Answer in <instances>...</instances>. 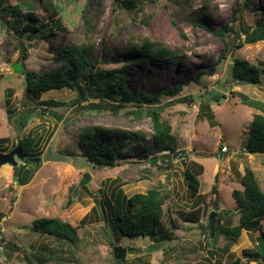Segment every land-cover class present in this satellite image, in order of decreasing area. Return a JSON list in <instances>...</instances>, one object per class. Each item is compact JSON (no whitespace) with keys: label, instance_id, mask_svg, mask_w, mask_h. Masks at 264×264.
Instances as JSON below:
<instances>
[{"label":"rangeland","instance_id":"rangeland-1","mask_svg":"<svg viewBox=\"0 0 264 264\" xmlns=\"http://www.w3.org/2000/svg\"><path fill=\"white\" fill-rule=\"evenodd\" d=\"M30 1L7 0L24 11ZM33 4L37 23L43 26L36 36L29 31L16 36L8 29L10 19L0 15V152H8L18 142L11 118L30 114L23 139L37 136L30 157L41 158L22 170L24 162L0 171V264H233L237 259L239 264H264V252L259 251V245L264 246V217L254 227L242 229L230 248L225 235L226 227L232 229L240 222L233 191L243 189L241 178L247 167L256 172L264 190V153H249L246 147L255 109L243 104L239 94L264 101V75L259 84L228 76L234 57L263 68L264 39L245 42L244 28L264 26V0H250L256 9L242 6L236 20L234 9L244 0H143V9L121 0H53L51 6L48 0H34ZM55 14L66 29L55 26L47 40L42 35L49 32ZM225 24L229 32L224 38L210 31ZM145 39L177 54L158 61L148 60L147 55L140 58L129 47ZM22 43L28 49L25 67L36 75L57 65L54 58L64 45H89V59L97 60L92 78H79L76 89L56 88L34 98L27 92L26 75L16 67L22 60ZM223 51L226 55L221 59ZM215 63V74L195 80L200 69ZM121 76L131 90L151 94L182 85L176 96L161 94L157 106L172 127L176 151L187 150L169 164L161 159L154 162L153 157L170 150L148 151L153 119L135 117L134 101H119L112 85ZM81 94L84 98L78 100ZM92 104L105 110L95 111ZM88 125L108 128L111 133L103 135L105 141L123 130L134 132L118 150L122 159L115 166H100L83 154L79 141ZM223 145L230 149L227 154ZM186 169L200 181L197 192L186 178ZM20 173L27 184L17 182ZM86 173L90 179L80 186ZM153 187L170 195L160 231L152 237L125 236L117 213L126 210L127 198ZM101 203L107 207L108 221ZM212 211L217 215L210 238ZM196 212L197 221L186 218ZM39 217L68 221L77 228L80 242L71 245L30 230L28 225ZM116 245L127 249L120 262L114 256ZM249 249L259 253L251 255Z\"/></svg>","mask_w":264,"mask_h":264},{"label":"trees","instance_id":"trees-1","mask_svg":"<svg viewBox=\"0 0 264 264\" xmlns=\"http://www.w3.org/2000/svg\"><path fill=\"white\" fill-rule=\"evenodd\" d=\"M33 1L34 0L28 2L26 6L29 10L24 11L18 4L9 3L7 0H0V15H2L3 18L8 17L10 19L7 21L8 29L14 31L16 36L23 35L22 33L27 31H29L30 34H33V36H36L42 31L43 26L37 23L39 17L34 10L35 6ZM48 1L50 6L53 5V0ZM121 2L131 5L133 8L143 9V0H121ZM242 6H244V9L250 8L253 11L256 9L254 6L250 5V0H244L243 5H238L234 9L233 13L235 14V20L238 17L241 18V15H239L238 12L244 10L241 9ZM24 18L27 19L26 23ZM199 18L201 17L199 16ZM201 24L206 26L204 23ZM55 26L60 27L63 30L66 29V27L62 24L61 17L59 15L55 16L52 24L48 26L47 30H49V32L43 33L42 36L49 40L51 35L55 32ZM88 26L90 30L91 25L89 22ZM210 31L224 38L225 34H228L229 32V28L228 25L225 24L220 29H210ZM244 31L246 33L245 42L251 43L264 39V26L261 24H259L255 29L246 27L244 28ZM21 45L22 60L16 65V67L26 75L27 92L34 98H39L43 91L49 92L56 88L60 89L63 87H70L76 89L78 88L77 81L79 78H85L87 80L92 78L97 60L89 59L88 54L92 51V47L89 45H64L58 56L54 58L57 61V65L53 69L45 71L40 75H36L35 72L30 71L25 67L26 63L24 61L28 58V49L23 45V43ZM129 49L138 52L140 58L145 57V55L149 56L145 58L148 60L151 59L152 61H158L164 58L174 59L177 54L176 51L168 46L149 39L142 40L139 43H133ZM221 55V59H223L225 58L226 53L223 51ZM232 62L234 63V75L237 77L236 80L244 81L246 79L250 83L259 84L260 76L264 75V61L263 64H261L263 68H260L259 65L252 64L248 60L239 57H234ZM216 72L217 63L211 65L209 68L200 69L195 76V80H200V78L204 75H213ZM126 80V77L121 76V78L117 79L113 83L112 88L119 94V101L121 103L134 101L137 104L136 109L131 110V112L135 114V117L149 115L153 119V141L148 151L151 153L157 149H166L171 152L176 151L174 144L175 139L171 134L172 127L163 119L162 113L159 111L157 106L160 104L159 101L161 94L171 97L176 96L183 89L182 85H174L164 89L162 92L151 94L144 91L131 90L127 86ZM239 94L241 95V102L243 104L255 109V113L250 124V135L246 145L248 152L253 154L264 153V101L254 99L241 92ZM80 96L81 97H79L78 100H82V98H84L82 94ZM215 100L218 101L220 98L217 96ZM92 105L94 106L95 111L105 110V107L103 106L95 104ZM31 116L32 115L30 114L22 116L21 113L17 122L23 128L30 121ZM110 133L111 132L110 130L108 131V128L100 125H88L83 128L79 145L83 150V154L89 161L100 166H115L118 161L122 159V157L118 154V150L123 148L125 145V139L131 138V136L134 135V132L123 130L119 133L117 132L116 136L110 137L105 141L103 135ZM136 134L140 136L138 132H136ZM36 139V135L29 134L28 138H22L21 140L23 150L28 156L33 155L30 151L32 149L33 151L35 150L34 144L36 143ZM153 158H155L154 162H156L157 159H161L165 163H170V161L164 159L162 155H155ZM26 165L27 164H24L23 166ZM23 166L20 167L21 170L25 168ZM185 175L190 186L195 192H197L200 187V181L197 176L189 169H186ZM19 182L21 185H25L29 182V180L20 177L18 183ZM241 183L243 185V189H235L233 191V196L235 197L240 210V222L232 229L228 227L225 228L227 231L225 235L226 237H229L226 245L227 248H230L235 243V239L237 236H240L242 229H250L254 227L258 220L261 217H264V190L256 178V172L252 168L247 167L245 174L242 175ZM119 196L121 198V194ZM169 198V193H164L158 187L150 188L147 192H137L127 198L125 200L126 210L123 213H117L120 231L125 236L132 238L152 237L158 234L164 216V205L167 203ZM118 202L119 204L122 203L120 199ZM186 218L191 221H197L199 219V213H192ZM220 221L221 220L218 219L217 223H220ZM28 226L32 231L55 236L56 238L63 240L64 242H68L71 245H76L80 242V236L77 232V228L68 221L60 218L39 217L34 219ZM208 230L210 232L209 227ZM262 234L264 235V231ZM211 236L213 237L210 232V238ZM209 246L215 247L212 242L209 243ZM259 251L262 253L260 245ZM247 252L250 254L259 253L253 249H249ZM116 261L118 260L116 259ZM239 262L240 259H237L233 264H239Z\"/></svg>","mask_w":264,"mask_h":264},{"label":"water","instance_id":"water-1","mask_svg":"<svg viewBox=\"0 0 264 264\" xmlns=\"http://www.w3.org/2000/svg\"><path fill=\"white\" fill-rule=\"evenodd\" d=\"M228 76H229V80H232V79L236 80L237 79V77L234 75V63H230V69H229V75ZM244 82H248V81L244 80ZM18 118H19V114L14 115L11 118V124H12V126L15 127L16 132H17L18 142H17L16 146H14L10 151L0 152V166L8 163L14 167H17L20 164L19 162L39 163L41 161L40 157H30L24 152L23 146H22V141H21L23 138V128L24 127L22 128L20 126V124L17 122ZM186 151L187 150H185V149L177 150L174 152L166 151V152H163L161 155L164 159H166L167 161H170L173 158H177V157L181 156ZM89 179H90V175H89V173H86L84 175V178L80 182V186L87 184ZM101 207L103 210L105 221H108L107 210L105 209L103 203H101ZM216 215H217V211H212V213L209 216V224H210L209 229H210V232L212 235L215 234L214 225L216 222ZM261 249H262V253H263L264 252V246L263 245L261 246ZM126 252H127V249L122 247L121 245L114 246V256L118 260V262L120 260H122L123 258H125Z\"/></svg>","mask_w":264,"mask_h":264},{"label":"crops","instance_id":"crops-1","mask_svg":"<svg viewBox=\"0 0 264 264\" xmlns=\"http://www.w3.org/2000/svg\"><path fill=\"white\" fill-rule=\"evenodd\" d=\"M4 152H7V150H3ZM24 164H27L26 165V168L28 167V164H29V162H27V163H24ZM23 164V165H24ZM23 165H20V167H22ZM2 170V172H8L9 170H10V165L7 163V164H5V165H2V167H1V169H0V171ZM22 175V174H21ZM21 175L18 177V175H17V182L19 181V179H20V177H21Z\"/></svg>","mask_w":264,"mask_h":264},{"label":"built area","instance_id":"built-area-1","mask_svg":"<svg viewBox=\"0 0 264 264\" xmlns=\"http://www.w3.org/2000/svg\"><path fill=\"white\" fill-rule=\"evenodd\" d=\"M221 150H222V152H224L225 154H227V153L230 151V149H229V147H228L227 145H223Z\"/></svg>","mask_w":264,"mask_h":264},{"label":"clouds","instance_id":"clouds-1","mask_svg":"<svg viewBox=\"0 0 264 264\" xmlns=\"http://www.w3.org/2000/svg\"><path fill=\"white\" fill-rule=\"evenodd\" d=\"M10 151V150H9Z\"/></svg>","mask_w":264,"mask_h":264},{"label":"flooded vegetation","instance_id":"flooded-vegetation-1","mask_svg":"<svg viewBox=\"0 0 264 264\" xmlns=\"http://www.w3.org/2000/svg\"><path fill=\"white\" fill-rule=\"evenodd\" d=\"M15 146V145H14Z\"/></svg>","mask_w":264,"mask_h":264}]
</instances>
